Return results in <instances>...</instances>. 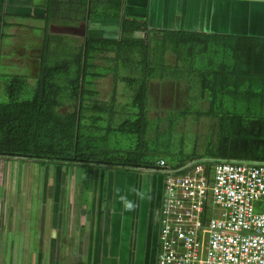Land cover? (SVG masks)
<instances>
[{
	"label": "trees",
	"instance_id": "1",
	"mask_svg": "<svg viewBox=\"0 0 264 264\" xmlns=\"http://www.w3.org/2000/svg\"><path fill=\"white\" fill-rule=\"evenodd\" d=\"M104 3L98 12L90 5L89 16L119 20L120 0H104ZM138 31L141 28L137 25L122 24L115 37H87L82 44L73 40L71 43L78 46L74 43L70 47L64 41H41L38 70L28 99H24L29 86L24 76L4 77L7 100L0 101V158L81 165L88 172L86 183L91 170L98 167L156 172L160 170L156 166L160 161L164 163L163 169L169 171H177L189 163L264 164V50L257 49L259 43L244 38L179 32L153 31L136 38L134 33ZM154 42L157 59L151 65L146 55L151 53ZM217 47L223 49L221 53ZM229 48L233 54L231 63L227 64L223 57ZM166 53L175 56L174 64L165 63ZM211 54L223 57L216 60ZM62 55L68 58L60 60ZM199 61L205 66H198ZM159 64V80L187 78V65L191 66L188 74L198 79L194 85L189 78V92L199 89V100L207 103V108L195 112L183 109L179 113L183 117L192 114L197 119L206 117L215 122V133L204 136V156L193 155L174 162L165 154L155 157L152 150L148 157L140 152L148 134L147 85ZM113 66L128 69V73L121 76ZM108 77L113 86L117 83L126 86L130 108L133 112L136 109L133 120L128 113L124 114L129 118L117 127L111 125L120 115L115 110L117 100L128 94L118 95L113 87L109 99H101L94 86L97 80ZM240 101L246 105L242 107ZM102 123H108L107 127L102 128ZM114 134L130 136L138 144L125 155H115L108 149Z\"/></svg>",
	"mask_w": 264,
	"mask_h": 264
},
{
	"label": "crops",
	"instance_id": "2",
	"mask_svg": "<svg viewBox=\"0 0 264 264\" xmlns=\"http://www.w3.org/2000/svg\"><path fill=\"white\" fill-rule=\"evenodd\" d=\"M120 3L119 20H103L90 17L89 8L98 12L104 0H86V6L84 0H0V44L12 41L18 31L31 34L36 28L41 41L61 43L70 37L82 44L87 37H115L122 24H134L141 28L136 38L153 31L226 36L257 41V49L264 50V0ZM0 161L13 164V173L7 166L8 175L0 179V264H156L161 173L94 168L78 196L71 187L74 171L80 169L84 177L88 173L81 165ZM31 163L45 171L33 205L26 194L35 180L27 178L20 188L18 179L20 166Z\"/></svg>",
	"mask_w": 264,
	"mask_h": 264
},
{
	"label": "built area",
	"instance_id": "3",
	"mask_svg": "<svg viewBox=\"0 0 264 264\" xmlns=\"http://www.w3.org/2000/svg\"><path fill=\"white\" fill-rule=\"evenodd\" d=\"M156 166L158 264H264V164Z\"/></svg>",
	"mask_w": 264,
	"mask_h": 264
},
{
	"label": "rangeland",
	"instance_id": "4",
	"mask_svg": "<svg viewBox=\"0 0 264 264\" xmlns=\"http://www.w3.org/2000/svg\"><path fill=\"white\" fill-rule=\"evenodd\" d=\"M33 23V22H32ZM38 25L40 24L37 22ZM35 25V23H33ZM72 39V38H71ZM70 37L63 38L65 46L70 47L74 45L75 42L78 43L77 40L71 43ZM41 31L33 29L31 34H27L26 32L18 31L15 34L14 39L4 40L0 45V101L5 102L6 93H5V79L4 77L18 75L24 76L28 82V88L25 91L24 99H28L30 97V91L34 85V78L36 77L38 70V62L37 56L39 51V46L41 44ZM69 41V43H68ZM75 43L77 46L78 44ZM157 44L151 43L150 52L147 53L146 58L148 61H151V65L155 63L156 55L155 48ZM220 53L223 49L217 47ZM229 52L225 51L224 57L221 54H211L213 58L216 57V60H220V58H225V63L230 64L233 54L231 49H228ZM35 51V52H32ZM213 51V49H212ZM237 54V52H236ZM206 56V55H202ZM174 55L172 53L165 54V63L169 62L170 64H174ZM198 57V56H196ZM207 57V56H206ZM230 57V60L228 59ZM68 58L67 56H60V60H65ZM137 58L140 59V54L137 55ZM200 60V58H198ZM136 61V59H135ZM205 65L207 64L204 60L202 61ZM198 66L202 67L199 61L196 63ZM160 64L155 71L154 77L148 81L147 90L148 95H146V109L148 111L147 120L149 121L147 127V136L143 139L144 147L141 148V153L148 157L149 151L152 150L157 157L160 154H165V157L174 162H179L182 159L193 155H205V141L204 136L211 132L212 135L215 133L216 125L215 122H211L206 117L196 118L194 115H186L183 117L179 112L183 109H187L191 112L205 110L207 108V103L199 100L200 91L196 89V91L189 92L188 82L189 78L193 79L194 85H196L198 79L188 74L189 65L186 68V77L182 76V79L178 81L175 80H166L162 81L157 79L159 77ZM180 67V66H178ZM113 68H118V74L121 76H126L128 73V69L119 66H113ZM188 68V69H187ZM133 76V75H131ZM137 77V76H136ZM135 77V78H136ZM140 78V76H138ZM172 78V77H171ZM34 81V82H33ZM113 87L117 90L118 95H123L125 93L128 96L118 99V103L116 104L115 110L120 113L115 119V121L111 124L112 127L120 126L124 123L126 117L124 114L130 116V119L133 118V113H135L136 109L132 111L131 107V99L129 96V92L125 91L126 86L123 83H117L115 86L112 85L111 77L106 79H99L96 81L94 88L99 91L100 98L103 100H108L110 94L113 92ZM123 93V94H121ZM241 106H245V102L240 101ZM245 110V108H244ZM242 110V111H244ZM179 113V114H178ZM123 114V115H121ZM258 114V113H257ZM252 115H256L255 113ZM134 119V118H133ZM132 119V120H133ZM107 122V121H105ZM102 128H106L108 123L100 124ZM149 129V132H148ZM103 135V134H101ZM99 136V135H98ZM115 136V137H114ZM109 140L108 149L109 151L114 152L115 155H125L129 150L134 149L138 142L134 139L130 138V136H122L119 134H114ZM152 137L151 139H148ZM157 155V156H156ZM148 159V158H147ZM26 161V160H24ZM153 161V160H152ZM6 164V169L3 171V166ZM191 164V163H189ZM7 166H9V170L13 173L12 162L6 161L3 163L0 161V179L3 178V175H8L9 170H7ZM52 166V165H51ZM20 175H18V179L20 180V188L24 185V181L29 179L33 184L30 187V193L26 194L27 202L30 200V205H33V202L36 201L37 195V186L39 182V177L44 176L45 171L38 163H31L30 165L24 164L20 166ZM49 175H54V167H50ZM88 174V173H87ZM85 173V176L87 175ZM74 186L71 187V191H77L76 195H80L78 192H83L84 190V182L85 179L84 174L80 169L74 171ZM161 178L162 176L158 174ZM71 177V175H70ZM77 184V185H76ZM159 187V185H156ZM0 189V194H1ZM3 194V193H2Z\"/></svg>",
	"mask_w": 264,
	"mask_h": 264
},
{
	"label": "bare ground",
	"instance_id": "5",
	"mask_svg": "<svg viewBox=\"0 0 264 264\" xmlns=\"http://www.w3.org/2000/svg\"><path fill=\"white\" fill-rule=\"evenodd\" d=\"M158 247H159V244H158ZM159 263V254H157V257H156V264Z\"/></svg>",
	"mask_w": 264,
	"mask_h": 264
}]
</instances>
